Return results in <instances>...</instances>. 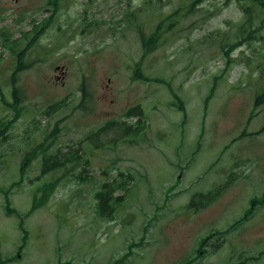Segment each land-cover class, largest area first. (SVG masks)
I'll use <instances>...</instances> for the list:
<instances>
[{
  "label": "rangeland",
  "instance_id": "374dc122",
  "mask_svg": "<svg viewBox=\"0 0 264 264\" xmlns=\"http://www.w3.org/2000/svg\"><path fill=\"white\" fill-rule=\"evenodd\" d=\"M194 1L0 0V264H264V20Z\"/></svg>",
  "mask_w": 264,
  "mask_h": 264
},
{
  "label": "trees",
  "instance_id": "16d2710c",
  "mask_svg": "<svg viewBox=\"0 0 264 264\" xmlns=\"http://www.w3.org/2000/svg\"><path fill=\"white\" fill-rule=\"evenodd\" d=\"M205 1H210V0H195L192 6H194L195 4H200V3L205 2ZM236 1H237L238 5L240 6V9L243 13V16L245 17V21L239 25V27H241V32H242L241 34L239 33L240 37H241V39H240L241 41L236 42L233 45V48L241 45L242 41L249 43L250 41H254L257 39V36H255V33L257 32V30L251 31V29L247 28V27H250L252 25L253 21L255 20L254 19L255 13H258L260 15V18H263L262 21L264 20V0H236ZM52 3H54L56 5L55 9L58 10L59 7L57 5L59 3V0H52ZM160 31H161V26H159L157 28V30L155 31L154 34H152L151 36H147L149 38L145 39L144 46H145L146 53L152 52L156 49V47L158 45L157 42L159 40ZM41 32H42V30L39 31V33H41ZM143 37L145 38V36H143ZM18 90H19L18 88H15V90L13 92V99L15 100V105H18V102L21 99L20 96H18V95H20ZM81 91L83 93V98H85L86 89L84 88L83 85L81 87ZM262 105H264V89L262 90L261 93L257 94L256 98H255V108H258ZM179 108L181 111L185 112V108L183 107V105H180ZM139 115L140 116L143 115V111H142L140 106H136V107L131 108L128 111V113L126 114L127 117H134V116H139ZM11 123L12 122H10L9 124L4 126L5 129L0 131L1 135H3L4 131L6 129H8V127H10ZM120 125L121 124H119L117 122L113 124V126H117V127ZM123 131L125 132V135L135 137V135H137V136H138V134L141 135L142 125L138 124L136 129L133 127L132 128L127 127V128H124ZM51 137L54 138L53 142H55V139L57 138V136L56 137L51 136ZM53 142H52V144H54ZM57 151H58V153L52 154L51 156H47L46 151H44V149L42 148L41 152L44 155V158H42V160H41V164L43 167L42 168L43 173H46L49 170L65 169L64 167L68 164H73V167H75V168H77V167H79V165H81L82 157L79 156L78 151L64 154L62 157L59 154L62 152V149L59 148V149H57ZM30 157L31 158L33 157L32 153H29L27 155V157L23 163V168L28 166V164L30 162ZM66 173L69 175H72L71 173H68V172H66ZM105 175H107V174H105ZM78 177L80 180L83 179L80 176H78ZM119 177L121 179L116 180V182L119 181V183H120L117 185V188L120 187V189L122 190V188H124L126 186V180H127V178H129V175H124V173L121 172ZM85 180H87V178H84L83 181H85ZM112 185H113L112 183H105L101 186L102 187L101 189H103V190L105 189V190H104V192L99 191L96 194V199L98 201V207L102 208V206L104 205V206L108 207L107 210L111 209V206L114 207L115 203H113V199H114L113 195H114L115 191H114ZM118 200L122 201V198H119ZM251 202H252L251 203V209L246 211V214L243 218V221H245L246 219H248L249 217L252 216L255 207L257 208L259 206H264V196H261L260 198H253ZM113 207H112V209H113ZM34 209H35V206L32 210H34ZM32 210L30 212H32ZM101 214H103V213H101ZM209 239H211V237H209L207 240H209ZM207 240H205V241H207ZM205 241L203 242V246L206 245V243H208V241L207 242H205ZM205 251L206 250H198V252H199L198 256H201V258L204 257ZM195 260L196 259H192V261H189L187 264H192V262L194 263ZM60 264H71V263H60Z\"/></svg>",
  "mask_w": 264,
  "mask_h": 264
},
{
  "label": "flooded vegetation",
  "instance_id": "af4514ba",
  "mask_svg": "<svg viewBox=\"0 0 264 264\" xmlns=\"http://www.w3.org/2000/svg\"><path fill=\"white\" fill-rule=\"evenodd\" d=\"M17 2V0H15Z\"/></svg>",
  "mask_w": 264,
  "mask_h": 264
}]
</instances>
